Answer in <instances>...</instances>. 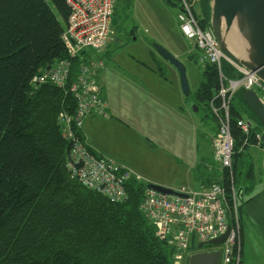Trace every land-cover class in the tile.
<instances>
[{"label": "trees", "instance_id": "16d2710c", "mask_svg": "<svg viewBox=\"0 0 264 264\" xmlns=\"http://www.w3.org/2000/svg\"><path fill=\"white\" fill-rule=\"evenodd\" d=\"M202 1L208 14V0L196 2ZM196 2L193 13L207 29L210 18L198 13ZM69 16L67 0H0V264H174V249L156 236L140 208L146 184L129 181L127 199L116 203L68 172L72 145L58 120L63 112L75 113L76 100L68 86L86 60L85 53L68 54L63 33ZM63 59L72 63L64 88L32 84L39 71ZM222 69L227 77L238 74L228 61ZM202 70L196 97L210 108L220 75L211 63ZM236 98L244 103L240 92ZM231 116L239 196L249 145L236 126L243 115L234 101ZM255 134L251 129L248 135L253 143ZM218 179L230 193L231 171L224 169ZM238 204L240 213V197Z\"/></svg>", "mask_w": 264, "mask_h": 264}, {"label": "built area", "instance_id": "2783aa9c", "mask_svg": "<svg viewBox=\"0 0 264 264\" xmlns=\"http://www.w3.org/2000/svg\"><path fill=\"white\" fill-rule=\"evenodd\" d=\"M197 0H180L182 9L178 14L184 35L195 42L202 51L201 62L217 66L220 86L216 96L210 101L218 130L212 140L213 157L221 171H231V192L228 193L220 182H212L197 191L181 190L185 196L164 195L146 189L140 205L141 210L153 224L156 236L166 241L174 249V264H186L193 243H204L221 237L228 229L220 264H240L241 224L239 217L238 191L234 185L233 155L235 152L231 107L234 97L241 89H254L264 103V82L252 71L232 61L221 49L210 29H204L193 13ZM70 16L63 33L68 54L75 57L85 53L86 60L80 64L77 75L69 83L72 63L68 59L55 62L38 72L32 84L35 87L52 83L68 90L76 100L74 114L63 112L59 117L62 135L72 143L67 169L91 190L103 194L112 202H123L128 197L126 184L140 177L126 165L109 157L98 155L88 146L82 130L86 117L92 113L107 115L108 102L102 95L98 83V73L103 61L92 52L106 48L115 32L112 25L116 0H68ZM228 61L237 71V76L227 77L223 73V63ZM221 100V102H220ZM218 101V102H217ZM236 126L245 134L244 144L250 145L248 135L251 125L244 118H237ZM256 144H260L262 134L256 133ZM198 248V246H197Z\"/></svg>", "mask_w": 264, "mask_h": 264}, {"label": "rangeland", "instance_id": "374dc122", "mask_svg": "<svg viewBox=\"0 0 264 264\" xmlns=\"http://www.w3.org/2000/svg\"><path fill=\"white\" fill-rule=\"evenodd\" d=\"M197 3L199 14L208 20L209 12L203 9V1ZM180 11L179 0H116L119 23L114 29L120 39H113L102 51L92 52V56L101 57L105 64L100 84L102 87L106 84L103 98L113 108L108 111L109 118L96 115L95 121L90 125L87 122L84 128L100 151L125 164L140 177V182L193 191L200 188L195 177L203 166L199 154L194 162L191 144L194 138L202 144L211 141L215 119L210 108L196 97L202 79V56L196 45L192 43V46L181 33ZM125 30L127 35L120 37V31ZM155 44L164 46L174 55L177 53L186 65L188 96L183 93L180 79L173 78V67L160 62L162 57L155 50ZM189 45L190 51L193 48L191 62L184 56ZM115 70L120 74H115ZM234 104L253 129L258 128L264 136V128L252 113L237 98ZM118 105L122 115L115 111ZM179 107H185L195 116L196 129L190 127L188 118L178 116ZM115 118L126 125H115ZM204 148L199 147L198 151ZM249 152L253 153V149L248 147L246 155L249 156ZM256 164L262 170L260 161ZM197 246L198 243H193L191 250L196 251Z\"/></svg>", "mask_w": 264, "mask_h": 264}, {"label": "water", "instance_id": "95a60500", "mask_svg": "<svg viewBox=\"0 0 264 264\" xmlns=\"http://www.w3.org/2000/svg\"><path fill=\"white\" fill-rule=\"evenodd\" d=\"M210 27L218 40L222 50L240 66L254 72L264 82V0H208ZM113 25L118 23L116 17ZM237 40L242 47V57L236 56L230 50L231 40ZM155 50L177 70L181 87L186 96L190 94V85L185 64L167 48L155 44ZM241 97L250 112L264 128V103L253 89H241ZM197 110V109H196ZM251 125V122L249 121ZM147 188L169 196H185L177 190L150 183ZM228 231L219 238L208 242L212 246L225 243ZM204 243L198 245L202 249ZM221 250L199 251L192 254L189 264H219Z\"/></svg>", "mask_w": 264, "mask_h": 264}, {"label": "crops", "instance_id": "0c3cea01", "mask_svg": "<svg viewBox=\"0 0 264 264\" xmlns=\"http://www.w3.org/2000/svg\"><path fill=\"white\" fill-rule=\"evenodd\" d=\"M197 10H198V13L201 14L200 10L199 9ZM116 18H118L117 14H116ZM117 20L119 23V18ZM181 33L183 34L182 31ZM114 39L117 40L120 38L115 36ZM189 42L191 44L193 43L190 40ZM190 47L191 46L189 45V48L186 49L187 52L185 50V53H184L185 59L189 60V62H191V58L189 56L191 55V52L193 51V48L190 51ZM175 55L178 57L177 53ZM161 59L162 60L160 62H162V65H164L163 63H165L166 67L167 66L173 67L172 69H174V73H175L174 74L175 76L172 75L173 78L180 79L179 73L174 68V66H172L168 61L164 60L163 58ZM104 71H105V68L102 71H100L99 83H100V75L102 74L103 76V74L105 73ZM202 73H203V70H202ZM115 74L119 75L120 72L115 70ZM122 76L126 77L124 75ZM163 78H165V76ZM202 78H203V74H202ZM105 86L106 84L103 85V87ZM103 87H102V93H103ZM239 103L242 104V106L245 107V109L249 112V110L246 108L244 103L242 102H239ZM118 107L119 108L118 109L116 108L115 111L116 113L121 114L120 106L118 105ZM112 108L113 107H110V102H109L108 111L112 110ZM178 109H179L178 116L183 117V118H188V123L190 124V127L193 129H196L197 123H196L195 116L191 114V112H188L185 107H179ZM96 115L97 117L100 116L99 114H95V113L88 115L85 119L84 124H86L87 122H88V125H90V123H93L91 121L92 120L95 121ZM108 116L109 115L103 116V117L107 119L109 118ZM214 119H215V127H214V132L212 135V139L218 130V123H217L215 116H214ZM115 125H126V124L122 122L121 119L115 118ZM83 131H84L86 141L90 147H92L98 154L102 156L111 157L108 154L100 151L91 142L90 134L85 128L83 129ZM255 131L258 133H261V131L258 128H256ZM212 139L211 141L205 142L204 144H202V142H198L194 138L191 144L192 147L194 148V151H193L194 162H196V155L199 154V156L202 157L200 158V162L203 166L202 172L200 170L197 177H195L198 180V187L200 188L194 189L193 191H197L201 189L202 186H206V185L211 184L212 182H215V180H217L221 176V173H222L221 168L218 166L216 162H214L215 160L213 157ZM263 139L259 145L256 143H253L252 145L249 146L250 149L251 148L253 149V153L249 152V156L252 158L249 159V156L245 154L244 164L241 167V175L239 177L238 187H240L239 191H240V200H241L240 213H239L240 224H241V262L240 264H264V143H263ZM203 146L205 148L198 151L199 147H203ZM257 161H260L261 168L263 171L260 169V166L257 167V164H256ZM247 167H248V172L245 173ZM182 190H185V189H182Z\"/></svg>", "mask_w": 264, "mask_h": 264}, {"label": "bare ground", "instance_id": "6f19581e", "mask_svg": "<svg viewBox=\"0 0 264 264\" xmlns=\"http://www.w3.org/2000/svg\"><path fill=\"white\" fill-rule=\"evenodd\" d=\"M67 2H68V0H67ZM69 4V3H68ZM230 50L234 53V54H236V56H238V57H242V54H241V52L243 51L242 50V47L240 46V43L237 41V40H235V38H234V40L232 39L231 40V43H230ZM70 55V54H69ZM71 56V55H70ZM71 57H73V56H71ZM71 145H72V143H71ZM189 262V259L187 260V263ZM186 263V264H187Z\"/></svg>", "mask_w": 264, "mask_h": 264}, {"label": "flooded vegetation", "instance_id": "af4514ba", "mask_svg": "<svg viewBox=\"0 0 264 264\" xmlns=\"http://www.w3.org/2000/svg\"><path fill=\"white\" fill-rule=\"evenodd\" d=\"M121 34L127 35L126 30H125L124 32H123V31H120V33H119V36H120V37H121ZM204 250H206V248H203V249L197 250V252H198V251H204Z\"/></svg>", "mask_w": 264, "mask_h": 264}]
</instances>
